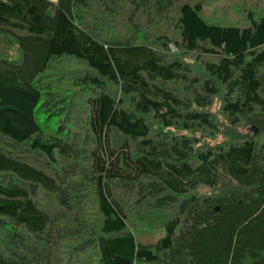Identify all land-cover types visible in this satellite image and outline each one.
Wrapping results in <instances>:
<instances>
[{
    "label": "trees",
    "instance_id": "trees-1",
    "mask_svg": "<svg viewBox=\"0 0 264 264\" xmlns=\"http://www.w3.org/2000/svg\"><path fill=\"white\" fill-rule=\"evenodd\" d=\"M216 1L0 0V264H264V13Z\"/></svg>",
    "mask_w": 264,
    "mask_h": 264
},
{
    "label": "rangeland",
    "instance_id": "rangeland-1",
    "mask_svg": "<svg viewBox=\"0 0 264 264\" xmlns=\"http://www.w3.org/2000/svg\"><path fill=\"white\" fill-rule=\"evenodd\" d=\"M55 1V0H52ZM222 0H218L216 2H218L216 4L219 5L221 4V6H219L217 9L218 10H223L225 9H233L235 7H244V8H251L254 7L259 13H264V0H224L223 2H219ZM227 1V2H226ZM214 3H210L209 7L211 8V10H215L216 8H212L211 5H213ZM207 8L204 7V14H207ZM227 17L228 20L230 21H236L239 20L237 15L232 14V12H227ZM133 232L137 238V240L141 243H153L155 242L158 238L162 237L164 235V231L162 229H157V230H153V231H139L138 229H133Z\"/></svg>",
    "mask_w": 264,
    "mask_h": 264
},
{
    "label": "water",
    "instance_id": "water-1",
    "mask_svg": "<svg viewBox=\"0 0 264 264\" xmlns=\"http://www.w3.org/2000/svg\"><path fill=\"white\" fill-rule=\"evenodd\" d=\"M252 130H253V132H257L258 131V129L256 128V127H254V126H252Z\"/></svg>",
    "mask_w": 264,
    "mask_h": 264
}]
</instances>
